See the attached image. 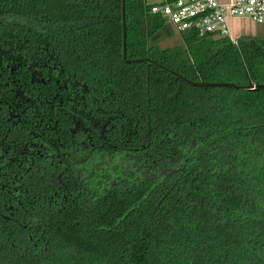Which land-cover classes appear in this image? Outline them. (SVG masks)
<instances>
[{"label":"trees","instance_id":"16d2710c","mask_svg":"<svg viewBox=\"0 0 264 264\" xmlns=\"http://www.w3.org/2000/svg\"><path fill=\"white\" fill-rule=\"evenodd\" d=\"M155 1L0 0V264H264V36Z\"/></svg>","mask_w":264,"mask_h":264},{"label":"built area","instance_id":"2783aa9c","mask_svg":"<svg viewBox=\"0 0 264 264\" xmlns=\"http://www.w3.org/2000/svg\"><path fill=\"white\" fill-rule=\"evenodd\" d=\"M149 13L159 15L176 32H193L197 37L228 38L227 18L245 17L254 23L264 19V0H156Z\"/></svg>","mask_w":264,"mask_h":264},{"label":"crops","instance_id":"0c3cea01","mask_svg":"<svg viewBox=\"0 0 264 264\" xmlns=\"http://www.w3.org/2000/svg\"><path fill=\"white\" fill-rule=\"evenodd\" d=\"M220 3H227L230 0H218ZM227 27L229 35L233 40L241 37H263L264 19L262 23H254L248 18L237 17L227 18Z\"/></svg>","mask_w":264,"mask_h":264},{"label":"rangeland","instance_id":"374dc122","mask_svg":"<svg viewBox=\"0 0 264 264\" xmlns=\"http://www.w3.org/2000/svg\"><path fill=\"white\" fill-rule=\"evenodd\" d=\"M147 1L148 2H151L153 0H147ZM177 43H178V39H177V37L174 36V37H172L170 39L160 41L159 47L160 48L175 47L177 45ZM101 158L104 159V160H101V164L98 165L99 164L98 162L100 161V158L97 159V160L95 158V164H96V166L103 167L104 169L102 171L109 170L112 165H115L116 164L114 162V160L107 158V156H102Z\"/></svg>","mask_w":264,"mask_h":264},{"label":"water","instance_id":"95a60500","mask_svg":"<svg viewBox=\"0 0 264 264\" xmlns=\"http://www.w3.org/2000/svg\"><path fill=\"white\" fill-rule=\"evenodd\" d=\"M121 30H122V58L124 59L125 56V26H124V17H123V0H121ZM130 61V60H126ZM190 84L194 85H202L203 83H195V82H190L187 81ZM207 85H215L214 83H205ZM247 87H253L252 84L248 83Z\"/></svg>","mask_w":264,"mask_h":264}]
</instances>
